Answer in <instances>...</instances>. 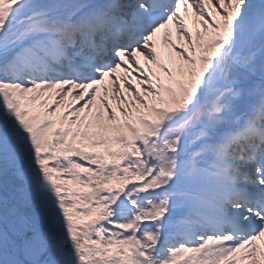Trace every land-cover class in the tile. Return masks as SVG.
Returning a JSON list of instances; mask_svg holds the SVG:
<instances>
[{"label":"snow or ice","instance_id":"6c2138e0","mask_svg":"<svg viewBox=\"0 0 264 264\" xmlns=\"http://www.w3.org/2000/svg\"><path fill=\"white\" fill-rule=\"evenodd\" d=\"M0 264H264V0H0Z\"/></svg>","mask_w":264,"mask_h":264}]
</instances>
